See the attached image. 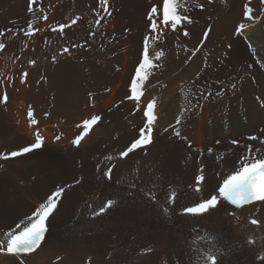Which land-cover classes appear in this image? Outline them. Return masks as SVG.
Returning <instances> with one entry per match:
<instances>
[{
    "label": "bare ground",
    "instance_id": "6f19581e",
    "mask_svg": "<svg viewBox=\"0 0 264 264\" xmlns=\"http://www.w3.org/2000/svg\"><path fill=\"white\" fill-rule=\"evenodd\" d=\"M85 1L41 0L37 11L30 13L33 27L39 31L15 41L8 35L0 40H9L0 51V98L5 93L8 97L0 102V140L4 142L7 135L21 131L15 121L21 113L27 122L24 111L30 108L37 126L26 123L21 132L31 134L37 130L45 145L9 159L2 158L6 148L0 147V241L6 242L7 234L17 230L21 221L26 224L57 187L70 186L47 221L51 226L41 247L19 257L0 253V264H19L20 260L24 264H102L88 251V242H83L86 228L101 224L129 227L133 239L143 238L142 249L161 246L135 258L138 264H166L168 252L162 246L167 230L195 236L191 244L201 249L210 240L201 241L199 236L219 237L223 243L217 248L225 264H262L258 257H264V202L238 209L222 201L217 210L203 217L182 215L181 209L216 194L222 180L245 159L264 157V0H189L187 11L182 10L193 21L184 25L189 36L161 25L163 31L154 33L160 40H148L150 56L154 49L164 50L166 57L140 89L143 95L139 110L125 97L130 94L144 40L153 35L150 9L157 6L161 12L162 0H122L115 4L117 9L111 18L104 17L97 24L93 16L91 28L81 16L71 24L82 13ZM196 1L203 4V9L195 7ZM246 7L253 10L255 19L245 16ZM27 8L28 0H0V31L10 26L7 14L23 15ZM39 8L47 14L46 20ZM8 9L11 11L7 13ZM62 22L70 25L68 40L56 37L52 30ZM241 23L245 27L238 35L236 29ZM206 29L210 31L205 38ZM230 42L241 50L240 62L248 77L243 83L244 74L238 70V86L222 94V85L213 78L219 74L215 75L218 60ZM73 43L85 47L72 49ZM63 47L70 48V56L61 55ZM197 47L201 50L193 56ZM53 55L57 57L55 63ZM30 60L36 64L30 65ZM25 72L26 82L21 83ZM189 90L186 99L184 92ZM208 93L211 96L204 99ZM153 98L157 117L153 143L121 158L120 153L139 137L144 125L143 109ZM189 106L192 112L182 118L179 126L181 137H175V121ZM96 115L102 119L79 147L74 146L72 141L83 131L82 121ZM30 139L35 143V138ZM233 140L239 143L233 144ZM20 141L18 148L9 147L11 150L4 154L31 144L28 139ZM49 163L58 166L53 167L52 175L32 181L33 171ZM109 167L111 180L104 175ZM201 170L206 182L196 193L195 178ZM12 178L26 184H16ZM80 178L81 182L75 183ZM171 191L178 194L175 203L168 201ZM109 199L118 204L94 216ZM164 208H168V214ZM253 219L259 224H252ZM189 256L194 263L196 251Z\"/></svg>",
    "mask_w": 264,
    "mask_h": 264
},
{
    "label": "snow or ice",
    "instance_id": "6c2138e0",
    "mask_svg": "<svg viewBox=\"0 0 264 264\" xmlns=\"http://www.w3.org/2000/svg\"><path fill=\"white\" fill-rule=\"evenodd\" d=\"M189 0H162L161 9L162 11L158 13V7L153 6L150 9V28L152 29L153 35L150 37H146L143 44V49L141 53V58L138 62V65L134 71V78L130 83V94L125 97L127 100H132L135 102V106L137 110L140 109V101L142 98V91L140 90L144 83L149 79L151 75L154 74V71L159 69L161 66V62L165 59L166 53L164 50L154 51V55L150 56V45L148 43L149 39H152L153 43L160 40L159 36L154 35L158 30L163 31L161 25L164 27L170 28L172 31L182 30V33L185 37L189 36L187 30L184 29V25L191 24L193 21L190 16L182 14V10L184 12L187 11L186 4ZM209 3L212 0H208ZM40 3V0H29L28 11L30 13H35L37 8L35 7ZM99 3L104 6L105 11L107 12V6L109 4V0H99ZM199 8L203 9V4L197 5ZM39 12L43 14V19H47V14L44 12L43 8L38 9ZM252 9L246 7L245 16L248 19H255L252 16ZM110 16L111 13L107 12ZM39 19V17L37 18ZM80 17H76L71 21V24H76ZM104 19V17L99 16L97 14V24H99L100 20ZM157 20L160 23H157ZM70 27L68 24H60L57 28L52 29L53 31H59L63 34L64 29ZM245 25L239 24L236 29V33L238 35L243 34V29ZM39 31L38 28L33 27V22L29 21L27 31H24L25 36H29ZM210 29H206L205 38L208 35ZM4 32L0 31V36H3ZM94 35V34H92ZM27 47V45H25ZM85 47V44H75L71 45L72 49ZM231 47V45H229ZM5 48V44L0 42V51H3ZM250 50L254 52V49H251V45L249 44ZM201 50L200 47H197L193 50L192 55L195 56L197 52ZM68 54L71 55V51L69 47H63L61 49V55ZM52 61L55 63L57 61V57L55 55L52 56ZM30 65H35V60H30L28 62ZM264 67V64L261 65ZM27 72L23 73L21 83L26 82ZM233 88L236 87L235 84L232 85ZM91 96V93H89ZM190 95V90L184 92V97ZM211 96V93H208L207 96H204V99H208ZM8 99L7 94L5 93L2 98H0V102H6ZM155 105L156 100L153 98L147 102L146 107L143 109V118L144 125L139 130V137L135 139L130 146L126 148L123 152L120 153L121 158L127 157L130 153L134 152L137 149L147 147L151 143H153L152 132L154 131V122L157 117L155 115ZM192 112L191 107L182 109L181 115L175 121V126L173 127V135L175 137H181V127H179L182 123V118L186 115H190ZM32 116V111H29V117ZM102 119L101 116L96 115L91 119H86L82 121L83 131L77 135L72 144L76 147L81 145V142L85 139V137L89 134L91 128L96 125ZM33 125L37 124L35 119L31 120ZM171 127V126H170ZM167 131V129H165ZM187 139V137H184ZM256 137H251V139H255ZM57 141L60 140V136L55 137ZM219 143V141H217ZM233 144L239 143L237 140L232 141ZM44 138L37 131L35 143L29 144L18 151H12L7 156L2 157L3 159L22 157L29 153H32L36 150L44 147ZM211 152V149H209ZM104 175L107 179L111 180L112 178V168L109 167ZM83 178H80L75 181V183H80ZM196 186L195 192L199 193L201 191V185L206 182V176L203 174V170H201V174L196 176ZM70 186L57 187L56 190L47 197V200L40 204L39 208L36 209L33 216L27 218V223L21 221L16 225V229L14 231L9 232L7 241H0V253H6L11 256H21L28 255L34 253L37 249L41 247V244L45 240V234L48 231L47 221L53 215V213L57 210L58 204L65 194L66 188ZM178 198V194L175 191H171L168 196L169 203H175ZM155 199V197H153ZM222 201L228 202L231 205H234L236 208H242L245 205L253 204L254 202H264V157L256 158L252 156L248 159H245L242 162L241 166L235 171L231 172L227 175L218 186L216 190V194H213L208 199H204L198 203L192 204V206H187L181 209V214L192 217H203L206 214H212L215 210H217L218 206ZM118 204V201L109 199L106 201L104 206L100 207L98 211L94 212V216H100L105 214L107 211L112 209L114 206ZM163 212L168 214V208H164ZM251 223L254 225H258V220H251ZM199 240L205 241L210 240L207 247L201 249L200 247L196 248V264H225L223 259V254L217 248L218 243H223L219 237H211L210 234L208 236H199ZM251 243V241H250ZM227 246V244H225ZM262 264H264V257H258ZM19 264H24L23 260H20Z\"/></svg>",
    "mask_w": 264,
    "mask_h": 264
},
{
    "label": "rangeland",
    "instance_id": "374dc122",
    "mask_svg": "<svg viewBox=\"0 0 264 264\" xmlns=\"http://www.w3.org/2000/svg\"><path fill=\"white\" fill-rule=\"evenodd\" d=\"M121 1L122 0H109V4L107 6V12L111 13V15L109 16L107 14V12L105 11L104 6H102L99 3V0H86L85 3H82L81 7H82L83 11H81V12L83 14L80 13L79 17L81 16L82 20L85 19L83 21L88 24V25L87 24H85V25L88 28H91V25L93 24V22L97 20V14H99V16H101V17H109V18H111L112 15H113V12H115V10L117 9L115 4L121 3ZM123 2H124V0H123ZM196 2H195V4H196L195 7H198L197 5L199 4V2L198 1H196ZM28 6H29V0H28ZM10 11L11 10L8 9L7 13L10 12ZM26 12L23 13V15L22 14L21 15L20 14H15L14 15V13L13 14L12 13L7 14V19L10 20L9 22H7V24L10 23L11 27L9 25H6L7 27L5 26V28L3 30H1V31L4 32V35L0 37V40H2V38L7 36V35L9 37H11V39L14 40V41H15V39L16 40L17 39H21L22 37L26 38V36L23 35V33H24V31H27L29 21H32L34 23V17H32L30 15V12L28 11V8H27ZM4 14H6V13L2 12V16L3 17L6 16ZM24 23H25V25H23ZM95 23H97V22H95ZM18 24H19V26H18ZM60 24H68V23L62 22V23H59L58 25H60ZM58 25L56 26V28L58 27ZM93 33H94V31L91 30L90 34L92 35ZM57 36L59 38H61V39H65V40L67 39L68 40L69 39V27L64 29L63 34H61L57 30L56 31V37ZM1 42L4 43L5 46H7V44L9 43V40H8V42H7V40L6 41H1ZM230 43H228V45H231V47H229L227 45L228 47L226 46L223 49V52H222V54L220 56L221 58H219L218 63H217V73L215 75H217L218 73L219 74L217 76H214V78H213V80H215L219 85H222V87H223L222 88V94H224L227 90L228 91L229 90L230 91L231 90L234 91V89H236V87L238 86V83H237L238 80H237L235 75H237L239 72H241L242 75L244 74V76H242V78H241V81H243V83H245V81L247 79L246 76L248 75V72L244 71L243 65L240 62V58L242 56L241 50L239 51V49L238 50L235 49L237 47L234 46L235 45L234 42H232L233 44L232 43L230 44ZM87 48L88 47H86V49ZM263 52H264V49H263ZM235 59H238L239 62L237 60L235 61ZM226 66L228 67V69H226L227 68ZM249 68L252 69L251 65H249ZM229 70H231V71L229 72ZM233 70H234V72H233ZM238 70H239V72H237ZM229 73H230V75H229ZM228 78H229V80H228ZM235 78H236V80H235ZM227 80L229 81V83H228ZM233 84L236 85L235 88L232 87ZM222 94H220V95H222ZM24 110L25 109H23V111ZM30 110L31 109L28 108V112H26V110L24 111V113L27 114V115H25L26 118L28 119L27 122L23 119V117L21 116L22 115L21 113L19 114L18 119L15 121V123L18 126V128H20L22 132L25 131L24 128H25L26 123H28L30 126H33L34 128L37 126V125H33L31 123V120L33 119V115L31 117H29V111ZM21 131H19L20 133L17 131V132H15L13 134L7 135V137H5V141L4 142L0 140V145H1L0 147L4 148V149L6 148L5 149L6 152H4V153H7V152H9L11 150V148H9V147L18 148L19 146L16 145V144H19V142H21L20 141L21 138L28 139L31 144L33 142L30 139L31 136H32V138H35V140H36L37 130H35L34 133L29 132L31 134L22 133ZM63 134H65V133H63ZM35 140H34V142H35ZM1 148H0V150H1ZM15 151H18V150H15ZM4 153L2 154L3 157L8 155V154L5 155ZM53 165H55V166H53ZM53 167H58V166L56 164L49 163V165L46 164L45 167H43L42 169H38V170L33 171V175H32L33 179H32V181L34 179L35 180L36 179H41V180L48 179L52 175V173L54 171ZM12 181L16 182V184H20V183L22 185L26 184L24 180H21L22 181L21 182L20 179H18V178H14V179L12 178ZM104 201L102 200L101 202H104ZM70 211L72 212L73 210L71 208H69V212ZM48 225L51 226L50 223H48ZM122 227L125 230H120V229H122ZM126 227L127 226H124V225L122 226L121 224H113V225H110V226H108V225L105 226V225L101 224V225H98V226H93V227H91V229L90 228L89 229L86 228V230L88 232L85 233L84 236H83L84 245L86 244V242H88L86 244V246L89 248L88 251L90 252V254L94 253V255L98 257L99 261L102 262V264H138L137 262H135L138 257L144 256L145 254H148L150 252V250H151V253L154 252L153 251L154 249H155V251H157L159 249V247H161L158 244V245H155V247L154 246H149L147 248L142 249L141 247H143V243H142L143 240L141 241V239H143V238L142 237H140V238L137 237L136 240H135V238L133 239L132 238L133 235L131 234V232H133V231H131V229L129 227H127V228ZM171 232H174V233H171ZM171 232L167 230L163 234L164 246H162V247L163 248L165 247V249L168 252V256L166 258L165 263L166 264H194L196 261L193 263V261H191V259L189 261L188 258H190L189 253L194 255V252L196 251V248H197L196 245L195 246L192 245L193 242H194L195 236H192V235L190 236L188 234H184L183 235V234H179V233H177L175 231H171ZM166 233L167 234L169 233V235H167ZM177 234H178V237H177ZM184 236H185V238H184ZM165 238H166L167 241L165 240ZM190 246H193V247H190ZM137 251H139V252H137ZM182 252L184 254H185V252L187 253V254H185L186 257H185V255ZM151 253H149V254H151ZM169 256H171V257H169Z\"/></svg>",
    "mask_w": 264,
    "mask_h": 264
}]
</instances>
